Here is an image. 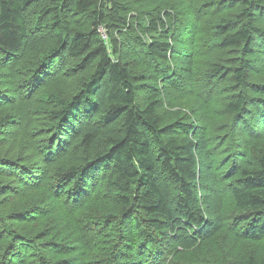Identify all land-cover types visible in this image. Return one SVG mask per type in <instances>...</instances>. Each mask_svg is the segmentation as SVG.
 <instances>
[{
    "label": "trees",
    "instance_id": "obj_1",
    "mask_svg": "<svg viewBox=\"0 0 264 264\" xmlns=\"http://www.w3.org/2000/svg\"><path fill=\"white\" fill-rule=\"evenodd\" d=\"M30 46L41 49L27 61L32 70L27 64L18 81L11 72L15 92L0 94V136L24 139L7 149L14 159L0 161V177L9 175L0 201L27 195L11 210L21 231L0 212V244L9 243L0 264H184L173 260L182 245L223 221L221 209L206 204V194L220 198L218 187L233 201L234 237L264 239V150L232 161L222 176L196 109L169 119L161 111L163 88L170 96L188 90V76L202 65L201 83L234 81L224 103L229 132L245 134L250 123L263 135L264 75L253 77L264 70V0H0L5 65L23 62ZM140 76L150 89L137 84ZM204 90L206 102L213 84ZM25 155L36 164H10ZM62 155L72 163L58 164L51 185L42 184L40 171L47 183L49 162ZM96 185L107 203L97 201ZM50 187L58 190L53 207L39 193ZM229 264H264V257Z\"/></svg>",
    "mask_w": 264,
    "mask_h": 264
},
{
    "label": "rangeland",
    "instance_id": "obj_2",
    "mask_svg": "<svg viewBox=\"0 0 264 264\" xmlns=\"http://www.w3.org/2000/svg\"><path fill=\"white\" fill-rule=\"evenodd\" d=\"M37 8L33 7L30 13V21L32 22L31 26L35 25V22L37 20ZM145 25V22L143 23ZM197 47V45H196ZM41 49L38 46H35V48L30 46L29 48L26 49V53L24 54L25 60L19 64L12 65V66H7L6 60L3 61V57H1L2 54H0V94L6 90V92H11L14 93L15 89L14 87H10L9 81L11 79L10 73L13 71L18 72L17 75V81L21 79L23 76V73L21 69H25L28 63V59L32 54V58H34L36 55H39V52ZM208 53V52H205ZM209 54V53H208ZM259 59H264V53H262ZM205 57V56H204ZM18 59V58H17ZM38 62V60H37ZM173 63V62H172ZM12 64V63H11ZM175 65V63H173ZM201 65V64H198ZM30 70H32L31 64L29 66ZM200 68V67H199ZM201 70L199 71L198 69H194V74L193 76L189 77L188 79L193 82V85L191 87H188L189 89L186 91H182L181 89L178 90L177 94H172L170 96L169 92H172V90H167L166 88H163L164 90V97L166 100V104H164L163 108H161L162 113L165 115L166 119H169V117L179 111L181 108L185 107H193L196 109L197 117L200 118L201 121H196L198 125L203 127L202 133L208 134V137L210 139V142H215V146L219 150L218 154V161L220 163V172H223L221 175H225V172L229 171V169L232 166V161L235 162V166L239 165L241 163L242 159H246L247 157H252V155L256 152L258 153L259 150H264V133L263 135L259 134L257 135L256 129L252 127V132H251V125L252 124H247L245 126V134H242L240 131L237 132L238 135L229 132L228 126L223 124L226 120H228L229 116L226 114L224 110V103L225 99L228 93L229 88L227 86L231 85L234 81L231 77L228 78H218V79H213L214 81H210L207 83H201L200 81V76L203 72V66L201 65ZM135 71H139L141 69L140 66H135ZM29 70V69H28ZM141 73V72H137ZM264 75V70L261 72L256 71L254 74L253 79L254 80H259V78ZM15 80V78H14ZM13 80V81H14ZM66 80H64L63 86L65 87ZM141 83H147L148 88L150 89V86L153 85V82L150 80H146L145 76H140L137 77V84ZM212 83L214 86V94L213 97H208L206 102L203 101L202 98L206 97V91L204 90L205 88H208L209 84ZM222 83L224 86V93L220 94L218 91L220 87L222 88ZM67 84V83H66ZM67 90H64L66 92ZM146 95V92L142 93V97ZM11 108H16V106H7L3 108V111L7 113L10 111ZM186 109V108H185ZM262 120V119H261ZM264 126V124H263ZM14 131V130H13ZM19 132V131H18ZM21 133V132H19ZM12 134V133H11ZM11 134L7 136L9 140L4 138L5 136H0V161L5 162L6 158L9 159H14L15 154L17 153H8L7 149L10 148L11 146H15V144H18L16 141H24L23 136L20 134V136L17 137H12ZM17 135V134H16ZM257 135V136H253ZM258 137H263L260 141ZM2 139V140H1ZM256 141H259L258 143ZM25 143V142H24ZM28 145L26 144V154H30V152L27 150ZM249 155V156H245ZM29 159L22 160L21 163L14 162V160L10 161V164H15L18 169H20L22 166L25 167V169L29 167L28 164L34 165L36 164L37 160L33 155H28L24 157H29ZM65 156H60L56 158L54 161H50L49 163L51 164V167L48 168L47 172L50 173V177L48 179V182H46V176L48 174L46 173V170H43L40 173L42 174V184L46 186H50L51 183L53 182L52 178L54 175V171L57 168L58 164L63 163H72V159H67ZM9 162V160H6ZM233 168V166H232ZM235 172V170H234ZM233 172V173H234ZM99 176V175H97ZM9 175L6 174L3 176V178L0 177V187L6 186V183H8L6 180L8 179ZM46 177V178H45ZM45 179V180H44ZM99 180H103L101 176H99ZM41 181V180H40ZM95 183V182H94ZM93 182H91L90 186L94 185ZM99 183V182H97ZM38 185L41 184V182L37 183ZM16 185V184H15ZM34 189V188H33ZM35 190V189H34ZM99 191L100 194V199L97 201H100L102 199L105 200L104 203H107L109 200L107 198L108 195H106V189L105 188H98V185H96V189ZM223 190V191H222ZM36 191V190H35ZM58 191V190H56ZM52 192V187L49 189H46L45 192L40 191L39 193L44 196V198H51V203L48 205L54 206L56 203V194L58 192ZM217 192H220V198L212 197L210 194H206L208 198H206V204L209 207L212 206H218L221 209V215L223 221L219 224L217 222L214 224V226H211V229L208 230L207 233L201 235H197L196 237H199V240L189 242L187 246V242L185 245H182V249L180 250L179 254H175V258L173 260H179V262H188L187 264H229V262H232L233 260L237 258H243L248 255H254L256 257H264V239L263 240H252V239H244V240H238L234 237L232 234L231 228L232 225L230 224L232 221V213L234 212L233 210V201L230 199L229 194H227V191L218 187L216 188ZM42 192V193H41ZM53 193V194H52ZM96 195L95 193L90 195L93 196ZM26 194L23 196H16L12 195L11 200H1L0 201V212L3 217L6 218V226L9 229H13L21 231L22 229V224L18 223V220L13 218V214H11V210L14 208V206H20L22 201L26 200L24 199ZM63 199H66L63 198ZM47 205V206H48ZM46 206V207H47ZM8 215V217H7ZM12 216V218H11ZM10 217V218H9ZM40 218V216H38ZM40 220H35V223H39ZM35 223H32L31 226ZM37 227L40 224H35ZM201 238V239H200ZM128 240V237L126 238ZM18 241V240H16ZM4 245L0 244V249L1 253L4 252L5 250V245L7 246V242H3ZM156 247V246H155ZM20 248V247H19ZM22 249V248H20ZM103 254V253H101ZM164 257V256H163ZM11 260V258H10ZM188 260V261H187ZM15 260H11V262H14ZM9 262V259H8ZM14 264V263H13Z\"/></svg>",
    "mask_w": 264,
    "mask_h": 264
}]
</instances>
